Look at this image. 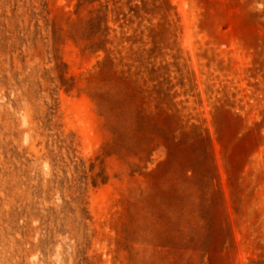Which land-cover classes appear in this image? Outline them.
Masks as SVG:
<instances>
[{
  "label": "rangeland",
  "instance_id": "rangeland-1",
  "mask_svg": "<svg viewBox=\"0 0 264 264\" xmlns=\"http://www.w3.org/2000/svg\"><path fill=\"white\" fill-rule=\"evenodd\" d=\"M0 264H264V0H0Z\"/></svg>",
  "mask_w": 264,
  "mask_h": 264
}]
</instances>
